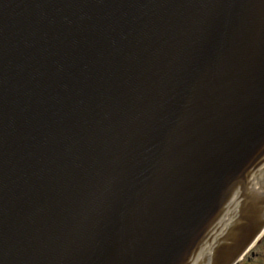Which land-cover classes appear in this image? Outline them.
Segmentation results:
<instances>
[{"label":"water","instance_id":"water-1","mask_svg":"<svg viewBox=\"0 0 264 264\" xmlns=\"http://www.w3.org/2000/svg\"><path fill=\"white\" fill-rule=\"evenodd\" d=\"M264 227V0H0V264H233Z\"/></svg>","mask_w":264,"mask_h":264},{"label":"flooded vegetation","instance_id":"flooded-vegetation-1","mask_svg":"<svg viewBox=\"0 0 264 264\" xmlns=\"http://www.w3.org/2000/svg\"><path fill=\"white\" fill-rule=\"evenodd\" d=\"M235 264H264V230Z\"/></svg>","mask_w":264,"mask_h":264}]
</instances>
